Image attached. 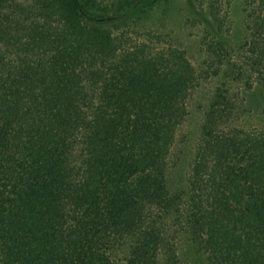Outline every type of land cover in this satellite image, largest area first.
Returning a JSON list of instances; mask_svg holds the SVG:
<instances>
[{
    "label": "trees",
    "instance_id": "16d2710c",
    "mask_svg": "<svg viewBox=\"0 0 264 264\" xmlns=\"http://www.w3.org/2000/svg\"><path fill=\"white\" fill-rule=\"evenodd\" d=\"M44 1L47 7H59L60 13L53 16L95 46L108 44L109 25L160 0H140L111 16L92 15L83 0ZM7 2L0 0V9ZM10 9L9 5L3 8L8 23H12ZM27 12L24 10V17L29 22L32 15ZM259 44L255 41L253 46ZM16 46L18 55H26L22 45ZM41 46L37 56L46 59L49 50ZM262 53L257 52L256 57L261 58ZM57 61L60 54L47 65ZM97 73L72 72L80 82L92 81ZM129 74L131 78L122 82V88L103 96L104 106L85 110L77 103V88L66 87L73 84L69 75L65 80L61 74L28 72L0 81V264H114L111 252L117 244H112L124 233L136 242L129 264H157L153 252L160 236L155 222L148 218V208L166 215L173 211L175 197L166 187L163 152L172 140L170 119L180 116L183 106L179 94L174 100L165 98L167 120L160 118V131L153 138L142 134L146 126L134 125L131 131L133 123L147 121L149 109L137 102L140 92L146 94L144 90L129 91L137 86L141 72ZM40 82L49 85L43 88ZM18 83L24 88L17 87ZM214 103L202 125L203 141L190 190L192 208L195 213L205 210L208 224L198 226L200 218H196L191 220L192 229L196 235L205 233L207 244L216 253H230L238 263L232 252L241 250L239 263L264 264V134L242 130L218 134L215 121L230 99L218 93ZM88 114L94 119L93 126H87L93 132L90 135L83 121ZM129 145L138 152H130ZM211 157L217 162L205 168L209 174L203 181V167ZM80 168L84 177L77 175ZM200 182L207 190L204 209L197 195ZM240 229L245 236L234 235ZM108 242L111 252L106 257L103 246ZM137 259L141 262L136 263Z\"/></svg>",
    "mask_w": 264,
    "mask_h": 264
},
{
    "label": "rangeland",
    "instance_id": "374dc122",
    "mask_svg": "<svg viewBox=\"0 0 264 264\" xmlns=\"http://www.w3.org/2000/svg\"><path fill=\"white\" fill-rule=\"evenodd\" d=\"M138 1L83 0V3L94 16H111ZM2 4L0 81L11 74L23 76L28 72L61 74L65 80L69 75L73 84L66 87L77 88V103L85 110L87 106L99 107L105 94L122 88V82L131 78L129 72H141L137 86H132L129 91L132 94L139 90L146 92L145 95L140 92L137 102L141 106L148 105L149 116L145 123L143 120L133 123L131 131L134 125L140 129L146 126L141 132L149 133L152 138L155 131H160V118L163 116L167 120L165 98L174 100L173 96L180 95L183 112L170 119L172 140L163 152L167 163L166 187L175 197V205L167 215L155 207L148 208V218L155 222L160 236V244L153 252L155 263L244 264L239 263L241 250L232 252L238 256L237 263L230 253H216L214 246L207 244L205 233L195 234L191 220L200 218L198 226L207 227L208 215L205 210L195 213L190 190L194 183L195 163L199 160L198 148L203 141L202 125L218 93H224L230 99L229 106L215 121L218 134L228 135L241 130L251 135L264 134V77H261L264 75V53L261 58L256 57L257 52H264V0H160L131 18L109 25L106 30L108 44L95 46L78 38L60 17L53 16L55 12L54 15L60 13V8L47 7L44 0H8ZM6 5L11 6L12 23H8L3 10ZM24 10L32 15H28L29 22L24 17ZM8 27L10 31H7ZM255 41L260 44L253 46ZM43 44L49 50L46 59L37 56ZM15 45H22L21 50L26 51V55H18ZM58 53L60 62L47 65ZM72 72L98 73L92 81L83 79L80 82ZM21 84L16 86L24 88ZM48 85L40 82L43 88ZM161 91V96L165 97L159 95ZM93 120L91 114L83 119L88 135L93 133L87 128L93 126ZM130 146H127L129 150ZM130 152L137 153L138 149ZM215 162L217 159L211 157L203 167V181L209 174L205 168L213 167ZM82 171L80 168L77 175L84 177ZM203 184L200 182L196 188L204 209L208 204ZM234 235L244 234L240 229ZM115 241L112 244H117L114 252L109 251V242L104 243L105 256L109 257L111 252L114 264H129L135 239L124 233L122 239L115 237Z\"/></svg>",
    "mask_w": 264,
    "mask_h": 264
}]
</instances>
